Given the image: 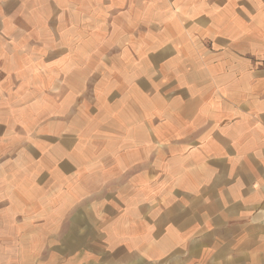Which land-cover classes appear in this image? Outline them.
Returning <instances> with one entry per match:
<instances>
[{
  "label": "crops",
  "instance_id": "crops-1",
  "mask_svg": "<svg viewBox=\"0 0 264 264\" xmlns=\"http://www.w3.org/2000/svg\"><path fill=\"white\" fill-rule=\"evenodd\" d=\"M86 1L0 0V264H264V0H123L90 56L23 36Z\"/></svg>",
  "mask_w": 264,
  "mask_h": 264
},
{
  "label": "rangeland",
  "instance_id": "rangeland-1",
  "mask_svg": "<svg viewBox=\"0 0 264 264\" xmlns=\"http://www.w3.org/2000/svg\"><path fill=\"white\" fill-rule=\"evenodd\" d=\"M117 1L120 3L117 4ZM86 2L87 4H81L82 11H79V4H76L77 8H72L74 11L70 14V19L68 15L64 20L63 15L60 14L61 23L58 30H23V36L67 38L72 40V48H81L82 53L85 52L89 56L100 54L103 50L111 51L110 47L114 48L112 44H120L135 36V31L131 29L132 22L128 23L125 18L127 15L123 0H87ZM39 16L41 15L35 14V19ZM90 62L92 59L88 58L87 63ZM100 64L99 61L98 65ZM106 64L104 61L103 66ZM91 65L93 62L89 66Z\"/></svg>",
  "mask_w": 264,
  "mask_h": 264
}]
</instances>
